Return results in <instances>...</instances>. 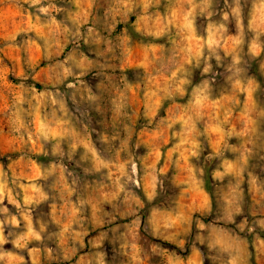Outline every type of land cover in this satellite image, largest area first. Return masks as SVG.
Segmentation results:
<instances>
[{"label":"rangeland","instance_id":"obj_1","mask_svg":"<svg viewBox=\"0 0 264 264\" xmlns=\"http://www.w3.org/2000/svg\"><path fill=\"white\" fill-rule=\"evenodd\" d=\"M209 255L264 264V0H0V264Z\"/></svg>","mask_w":264,"mask_h":264},{"label":"clouds","instance_id":"obj_2","mask_svg":"<svg viewBox=\"0 0 264 264\" xmlns=\"http://www.w3.org/2000/svg\"><path fill=\"white\" fill-rule=\"evenodd\" d=\"M42 11H45V10L42 9ZM229 223L235 224L236 223L235 219L229 221ZM198 227H199V225H198ZM237 227H239V225H237ZM240 231L243 232L244 229L240 228ZM253 231H254L253 229H249V234H251ZM235 239L240 240L241 238L237 235V236H235ZM200 243H201L202 246H204V242L203 241H200ZM206 247H207V251L209 253H213V252L217 251V246L214 243H212V242H209ZM206 262H207V264H212V259H211L210 255L208 256ZM228 264H237V261L235 259H233V258H230Z\"/></svg>","mask_w":264,"mask_h":264}]
</instances>
